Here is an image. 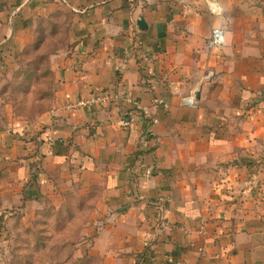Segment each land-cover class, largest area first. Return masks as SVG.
Listing matches in <instances>:
<instances>
[{
	"label": "crops",
	"instance_id": "obj_1",
	"mask_svg": "<svg viewBox=\"0 0 264 264\" xmlns=\"http://www.w3.org/2000/svg\"><path fill=\"white\" fill-rule=\"evenodd\" d=\"M208 1L0 0V81L41 28L68 27L51 107L0 114L2 226L75 184L95 203L65 264H264V0ZM95 90L150 120L122 128L121 100L67 108Z\"/></svg>",
	"mask_w": 264,
	"mask_h": 264
},
{
	"label": "rangeland",
	"instance_id": "obj_2",
	"mask_svg": "<svg viewBox=\"0 0 264 264\" xmlns=\"http://www.w3.org/2000/svg\"><path fill=\"white\" fill-rule=\"evenodd\" d=\"M46 29L47 34L44 33L45 29L41 28L36 44L27 46L20 53L14 67H7L6 72L2 74L0 114L4 121L6 118L29 120L35 114H40L46 105H43V99L39 93L55 90V77L50 70V58L59 53L58 50L67 47L68 27L66 22L51 21ZM72 186L75 192L73 191L68 200L74 206L73 209L80 205V210L76 213L72 211L69 221L62 229L52 225L36 227L38 210L33 211L34 213L30 216L18 211L15 214H9L10 218L0 232V264H62L66 262L62 258L68 254V251L73 252L80 235L82 227L80 225L89 220L95 203L94 196L76 194L77 186L75 184ZM16 221L20 224L17 225ZM31 235L47 237L41 242L43 245H40V249H36L34 244L21 243L22 239H27ZM92 238L82 244V251L91 248ZM24 255V260L19 258Z\"/></svg>",
	"mask_w": 264,
	"mask_h": 264
},
{
	"label": "built area",
	"instance_id": "obj_3",
	"mask_svg": "<svg viewBox=\"0 0 264 264\" xmlns=\"http://www.w3.org/2000/svg\"><path fill=\"white\" fill-rule=\"evenodd\" d=\"M146 2H151L152 0H145ZM208 5L210 9L216 13L219 10L218 4L215 0H209ZM223 43V33L222 30H214L211 37V44L213 46H218ZM80 54H85L84 52ZM78 66V65H77ZM76 66V67H77ZM113 100H121L125 106L124 115L121 118L120 126L124 129H128L136 124L140 118H145L150 120V110L148 106L143 105L140 101L133 99L125 93L119 95L110 94L108 92H103L100 90H95L87 97H79L76 101L70 102L67 105L68 109L86 108L96 104L109 105ZM155 105H161L164 103L162 99H155L153 101ZM153 123H157V119H151ZM163 198L159 199V202H163ZM1 223V221H0Z\"/></svg>",
	"mask_w": 264,
	"mask_h": 264
},
{
	"label": "trees",
	"instance_id": "obj_4",
	"mask_svg": "<svg viewBox=\"0 0 264 264\" xmlns=\"http://www.w3.org/2000/svg\"><path fill=\"white\" fill-rule=\"evenodd\" d=\"M36 44V42L34 43ZM39 95H41V99H43V105H46L44 110H42V112L48 110L51 105H52V102H53V99H52V96H53V92L51 91H47V92H43V93H39ZM41 112V113H42ZM31 140H35L37 142H42V141H39L38 140V137L37 136H33L31 138ZM33 161L30 163V164H36L38 162H41V156L39 155V153L37 152L36 154H34L33 156ZM72 194L70 195H67V198L65 200L67 205L64 207H57L56 205H53L51 206L50 208H44V209H41V210H38L36 212V216L39 214V217L37 219V221L35 222V224L37 225L36 227H41L43 225H52V226H55L56 228L58 229H62L64 226H65V223H67L72 215V211L76 213V208L80 207V205H77L75 206L76 208L73 209V205H71L69 203V200L68 198L71 197ZM41 218V219H39ZM57 218V219H56ZM16 224L19 225L20 222H17L16 221ZM82 228V227H81ZM3 230V226L0 225V232ZM47 239V237L45 236H38V237H34V236H30L28 237L27 239H22L23 241H21V243L23 244H34L36 245V249H40V247L43 245L41 242L45 241ZM41 245V246H40ZM72 252H69L68 251V256L66 258H62L63 261H66L68 260V257H70V254ZM21 258L22 260L25 259V255L23 257H19ZM62 264H65L64 262Z\"/></svg>",
	"mask_w": 264,
	"mask_h": 264
},
{
	"label": "water",
	"instance_id": "obj_5",
	"mask_svg": "<svg viewBox=\"0 0 264 264\" xmlns=\"http://www.w3.org/2000/svg\"><path fill=\"white\" fill-rule=\"evenodd\" d=\"M137 25L141 30H145L147 28V25H146L144 19H142V18L139 19V21L137 22Z\"/></svg>",
	"mask_w": 264,
	"mask_h": 264
}]
</instances>
